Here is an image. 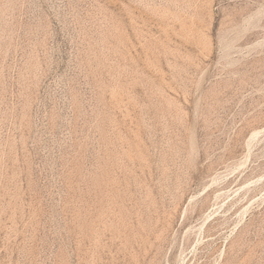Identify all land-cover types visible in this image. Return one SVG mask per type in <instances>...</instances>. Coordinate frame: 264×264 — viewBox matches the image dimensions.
Segmentation results:
<instances>
[{"label":"rangeland","instance_id":"374dc122","mask_svg":"<svg viewBox=\"0 0 264 264\" xmlns=\"http://www.w3.org/2000/svg\"><path fill=\"white\" fill-rule=\"evenodd\" d=\"M0 264H264V0H0Z\"/></svg>","mask_w":264,"mask_h":264}]
</instances>
